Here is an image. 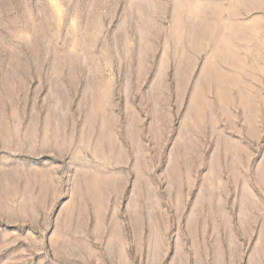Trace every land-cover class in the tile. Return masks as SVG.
I'll return each instance as SVG.
<instances>
[{"label": "rangeland", "instance_id": "obj_1", "mask_svg": "<svg viewBox=\"0 0 264 264\" xmlns=\"http://www.w3.org/2000/svg\"><path fill=\"white\" fill-rule=\"evenodd\" d=\"M239 32L264 0H0V264H264Z\"/></svg>", "mask_w": 264, "mask_h": 264}, {"label": "crops", "instance_id": "obj_2", "mask_svg": "<svg viewBox=\"0 0 264 264\" xmlns=\"http://www.w3.org/2000/svg\"><path fill=\"white\" fill-rule=\"evenodd\" d=\"M245 27V26H244ZM248 37V38H247ZM239 32L237 36V47L238 52L247 51L249 53V59L253 60V63L250 64L247 68L238 67L239 69H246V77H239L237 85L239 88V92L242 94L240 99H246L251 102V113L253 115V119H251V125L253 131L264 133V40H260L258 45L255 44H243L245 40L250 42L252 38ZM238 97V99H239ZM256 102H259L258 109L256 110ZM257 119H256V118ZM250 126L247 131H252ZM239 148L244 147V143L242 140H238L235 144ZM246 147V146H245ZM244 147V148H245ZM250 150V146L247 147ZM264 148V147H263ZM239 158H243V153H239ZM253 154H248V158H250ZM251 161L248 162L250 164ZM223 176L220 177L222 179ZM231 180H239V181H247L246 193L250 197L252 192L256 191V187L259 190L264 191V153L260 160L253 167V172H234L229 177Z\"/></svg>", "mask_w": 264, "mask_h": 264}]
</instances>
